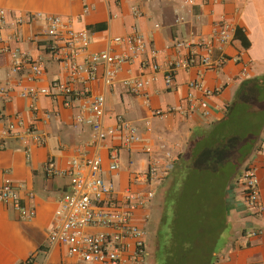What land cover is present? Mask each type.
I'll return each instance as SVG.
<instances>
[{
    "label": "crops",
    "instance_id": "1",
    "mask_svg": "<svg viewBox=\"0 0 264 264\" xmlns=\"http://www.w3.org/2000/svg\"><path fill=\"white\" fill-rule=\"evenodd\" d=\"M87 6L84 11L82 0H0V10H4L0 18V130L6 119L16 114L24 120L19 135L0 139V185L6 178L21 184L22 203L36 208L33 219L22 220L13 205L0 200V264H20L30 256L36 264H83L68 254L66 245L50 243L49 230L58 220L59 199L70 183L67 175L49 176L44 167L52 158L64 169L73 157L94 152L102 156V174L119 194L131 186L146 198L152 195L134 216V222L147 230V242L149 231L156 228L155 222L151 226V216L155 221L158 210L170 207L174 225L181 221L189 227L179 229L181 236L194 238L199 234L211 243L206 264H264V128L250 150L241 148L235 155L214 153L207 159L204 152L208 150H204L209 146L202 141L203 132L223 118L241 82L264 75V0H87ZM35 14L59 15L66 26L89 31L91 40L87 52L78 54L79 62L91 51L127 52L125 43H112L115 36L138 32L144 37L145 50L121 66L111 87L101 79L102 68L91 82L93 94L105 95L106 126L113 127L116 117L123 116L138 129L140 139L120 150L116 171L109 170L108 155L111 146L122 145L119 134L98 148L90 146L91 127L74 120L82 101L67 106L61 97L43 95L32 100L20 94L30 86H47L54 79L66 81L69 75L49 50L46 23L29 19ZM218 20L227 21L232 30L224 47L227 60L210 69L180 68L172 86L166 88L165 65L188 52L185 46L177 48L176 42L211 39ZM12 50L40 60L43 76L31 81L26 74L12 72ZM217 57L215 50L213 58ZM143 61H156L162 69L141 91L132 92L124 80L154 73L150 67H141ZM244 68L246 75L242 76ZM195 79L202 80V89L189 86ZM32 123L36 127L27 133ZM194 131L199 136L192 139ZM245 163L256 169L262 205L259 212L245 207L238 182L240 166ZM151 164L156 175L145 181ZM203 188L205 197L200 200L204 203L195 204ZM29 191L34 193L32 198L27 196ZM169 197L171 204L166 203ZM189 214L193 217L186 216ZM189 219H197L204 228L191 234L196 230ZM253 230L262 232L249 235Z\"/></svg>",
    "mask_w": 264,
    "mask_h": 264
},
{
    "label": "built area",
    "instance_id": "2",
    "mask_svg": "<svg viewBox=\"0 0 264 264\" xmlns=\"http://www.w3.org/2000/svg\"><path fill=\"white\" fill-rule=\"evenodd\" d=\"M82 1L84 11H87V0ZM3 16L4 10H0V18ZM29 19H43L46 23L47 35L50 37L49 50L67 68L69 75L66 81L54 79L47 86H30L20 94L32 100L43 95L51 98L61 97L67 106L82 101L74 120L77 124H87L91 127L90 146L98 148L107 138L115 133L119 134L122 145L111 146L108 155L109 170L116 171L120 165V150L140 139L138 129L123 116L116 117L113 127L106 126L105 95L93 94L91 82L98 77V69L102 68L101 79L106 87H111L121 66L136 60L145 50L144 37L138 32L126 37L115 36L112 43H125L127 52L110 49L91 51L86 54L83 62H79L78 54L87 52L91 40L88 30H75L66 26L59 15L35 14L30 15ZM22 21V18L18 20L19 23ZM231 31L227 21L218 20L214 22V34L211 39H201L195 43L176 42L177 48L185 46L188 52L165 65L163 80L166 88L172 86L180 68L201 66L203 69H210L222 66L227 60L224 47L230 42ZM215 50H218L216 59L213 58ZM11 55L12 72L26 74L31 81H37L43 76L44 67L40 60L19 50H12ZM141 67H150L154 73L152 76L124 80L123 83L132 92L141 91L156 79L155 74L162 69L156 61H143ZM245 70L246 68L242 71V76L246 75ZM189 86L202 89L203 83L201 79H195L189 82ZM156 113L163 114L160 110ZM45 115L49 117V113ZM22 126L24 120L19 114L7 118L5 126L0 130V139L19 135L18 128ZM35 127V123H32L26 132H33ZM102 163L103 158L98 152L73 157L64 169L59 168L52 158L46 162L44 171L47 175H67L70 183V189L59 199V207L55 212L58 220L49 230L50 243L66 245L68 254L76 256L83 264H149L146 241L148 232L134 222V216L137 209L149 201L152 195L149 194L150 197L146 198L131 186L123 194H119L112 182L103 176ZM156 170L155 165L151 164L145 173V181L153 179ZM238 182L242 188L246 209L252 213L261 211L260 187L255 167L247 165L239 174ZM21 189V184L6 178L0 185V200L13 205L20 219L31 220L36 216V208L31 203H22ZM27 196L32 198L34 193L29 191ZM260 232L262 231L253 230L249 235ZM20 264L36 262L34 257L30 256Z\"/></svg>",
    "mask_w": 264,
    "mask_h": 264
},
{
    "label": "trees",
    "instance_id": "3",
    "mask_svg": "<svg viewBox=\"0 0 264 264\" xmlns=\"http://www.w3.org/2000/svg\"><path fill=\"white\" fill-rule=\"evenodd\" d=\"M263 128L264 75L243 80L223 118L203 132L202 141L209 146L204 155H235L241 148L248 151ZM198 136L196 131L192 133V139ZM171 214L170 207L163 210L157 230L158 248L150 255L151 264H206L212 253L211 243L199 235L194 238L182 235L179 240Z\"/></svg>",
    "mask_w": 264,
    "mask_h": 264
},
{
    "label": "rangeland",
    "instance_id": "4",
    "mask_svg": "<svg viewBox=\"0 0 264 264\" xmlns=\"http://www.w3.org/2000/svg\"><path fill=\"white\" fill-rule=\"evenodd\" d=\"M208 156L209 155H207L206 157H207V159H208ZM210 165H211V163H209ZM246 165H247V163H245V164H243L242 166H240V169H239V172L241 173L242 172V170L246 167ZM204 188H203V190H201V192H199L200 194L198 195V196H196V202H195V204L196 203H198L199 205L200 204H203L204 203V201H201L200 199L202 198V197H205V196H203L202 194L204 193ZM170 199L169 200H167V204H171L170 203V200H171V197H169ZM182 199H184V197H182ZM158 203H161L160 201L158 202ZM197 204V205H198ZM181 210H183V205H184V200L183 201H181ZM204 210H206V209H204ZM162 213H163V210H158V213H157V215L158 216H156V218H155V221H154V216H151V219H150V222H151V226H152V228L154 227V222H155V225H156V228H154L153 229V232H151V230L149 231V238H148V242H147V249H148V252H149V259H150V255L153 253V252H155V251H157V248H158V242H157V234H156V232H157V230H158V228H159V226H160V224H161V216H162ZM178 214V213H177ZM182 214V213H181ZM186 216H189V217H193V215H191V214H189V215H186ZM153 219V220H152ZM180 220V219H179ZM178 221V220H177ZM189 222H193V225L191 226L192 228H194V229H192V230H196V228L197 229H203L204 228V225H202V224H199V222H198V220L196 219H194V220H191V219H189L188 220ZM180 222L181 221H178V225L180 224ZM186 224H187V222H186ZM186 224H180V226H178V225H174V220H173V226H175L174 227V230H176V233H177V238L180 240V238L179 237H181V233L179 232V229H182V230H184L185 228H186V230L189 228ZM198 231L196 230V232H192L191 234H195V233H197ZM180 233V234H179ZM197 235H199V234H197ZM188 237H191L190 235H188ZM150 264H151V260H150Z\"/></svg>",
    "mask_w": 264,
    "mask_h": 264
},
{
    "label": "flooded vegetation",
    "instance_id": "5",
    "mask_svg": "<svg viewBox=\"0 0 264 264\" xmlns=\"http://www.w3.org/2000/svg\"><path fill=\"white\" fill-rule=\"evenodd\" d=\"M152 259H154L153 256H152Z\"/></svg>",
    "mask_w": 264,
    "mask_h": 264
}]
</instances>
